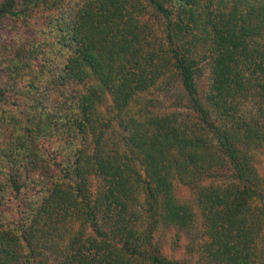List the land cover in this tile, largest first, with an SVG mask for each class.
<instances>
[{"label": "trees", "instance_id": "1", "mask_svg": "<svg viewBox=\"0 0 264 264\" xmlns=\"http://www.w3.org/2000/svg\"><path fill=\"white\" fill-rule=\"evenodd\" d=\"M42 10L59 63L0 46V264H189L154 235L194 208L196 264H264V0H0V23ZM173 84L186 114L152 112Z\"/></svg>", "mask_w": 264, "mask_h": 264}, {"label": "rangeland", "instance_id": "2", "mask_svg": "<svg viewBox=\"0 0 264 264\" xmlns=\"http://www.w3.org/2000/svg\"><path fill=\"white\" fill-rule=\"evenodd\" d=\"M48 12L45 10L38 11L33 14L27 21H22L14 18L4 19L0 23V46L8 47L9 55L13 53V49L22 45L29 51L31 45H34L33 49H36V57L32 59L34 71L37 72L42 68L40 65L43 60L46 63L48 68L54 67L55 64L61 61V55H55L54 46L51 48L49 46L50 42L53 41V32L51 31L50 25H48L46 16ZM53 38V39H52ZM43 42H49L46 45H43ZM2 50V49H0ZM3 51V50H2ZM2 57H5L4 53H1ZM0 60V83L8 81V70L5 66L6 62ZM46 69V67H45ZM51 70V69H50ZM40 74V73H38ZM49 73L45 72L43 76H48ZM40 75H38L39 77ZM208 68H202L200 72L195 76V83L198 90V93L202 95L208 84ZM45 78V77H44ZM28 80V76L23 75L20 78L16 79L17 85L19 87L25 85ZM12 95V94H11ZM146 98H149L150 102L148 103V108L154 113H165L177 110L183 114H186L188 111L185 108L186 100L182 97V92L176 84H173L170 89L167 91H160L157 89L149 90L144 94ZM57 98L56 96L50 95V100L53 101ZM48 101L44 100L43 105ZM44 148L49 149L50 146L54 145V140H45L41 142ZM252 163L258 173L264 179V146H260L252 152ZM221 174V173H220ZM220 174L217 177H212L210 181L220 182L224 177ZM173 191L175 197L182 202H186L189 205L193 206L194 191L193 188L181 184L179 182H174ZM13 201V200H12ZM15 202H13L14 204ZM22 206L19 205V209L15 208L13 205L12 208L19 212ZM194 228L190 233L179 232L177 236L174 235V230L172 228H164L161 230L158 229L155 232L154 240H157L159 243L161 252L169 258H175L179 260H187L189 264H196L195 262V233H197V228L199 227V214L198 211L194 208ZM193 248L190 249V244L193 243Z\"/></svg>", "mask_w": 264, "mask_h": 264}]
</instances>
